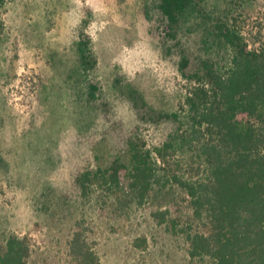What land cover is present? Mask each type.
<instances>
[{"label":"rangeland","instance_id":"rangeland-1","mask_svg":"<svg viewBox=\"0 0 264 264\" xmlns=\"http://www.w3.org/2000/svg\"><path fill=\"white\" fill-rule=\"evenodd\" d=\"M157 0H6L0 14V253L28 237L27 264H70L75 221L89 228L100 264H201L149 203L124 214L98 191L81 195L86 169L126 160V143L159 146L175 128L187 83L182 54L204 57L202 31L160 30ZM227 14L250 49L264 45V0H206ZM89 39L95 67L79 69ZM94 85L96 90H92ZM162 209L161 211H163ZM170 214L176 215L174 208Z\"/></svg>","mask_w":264,"mask_h":264},{"label":"trees","instance_id":"trees-1","mask_svg":"<svg viewBox=\"0 0 264 264\" xmlns=\"http://www.w3.org/2000/svg\"><path fill=\"white\" fill-rule=\"evenodd\" d=\"M157 1L163 37L174 41L183 26H193L202 31L205 56L181 55L186 95L178 112L164 115L175 125L165 141L148 148L132 136L126 160L86 169L76 180L79 191H98L118 214L156 206V217L183 238L193 261L264 264V45L250 49L235 20L210 15L206 0ZM77 48L79 69L92 70L89 39ZM89 232L75 221L70 264H100ZM30 255L29 238L11 235L0 264H27Z\"/></svg>","mask_w":264,"mask_h":264}]
</instances>
